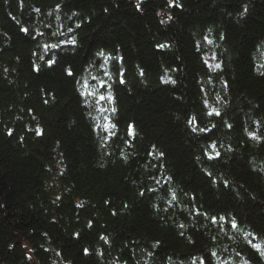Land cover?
<instances>
[{"label":"trees","instance_id":"trees-1","mask_svg":"<svg viewBox=\"0 0 264 264\" xmlns=\"http://www.w3.org/2000/svg\"><path fill=\"white\" fill-rule=\"evenodd\" d=\"M0 264H264V0H0Z\"/></svg>","mask_w":264,"mask_h":264},{"label":"snow or ice","instance_id":"snow-or-ice-1","mask_svg":"<svg viewBox=\"0 0 264 264\" xmlns=\"http://www.w3.org/2000/svg\"><path fill=\"white\" fill-rule=\"evenodd\" d=\"M26 31V30H25ZM101 99H103V97H101ZM233 227L235 228L236 227V225L235 224H233Z\"/></svg>","mask_w":264,"mask_h":264},{"label":"water","instance_id":"water-1","mask_svg":"<svg viewBox=\"0 0 264 264\" xmlns=\"http://www.w3.org/2000/svg\"><path fill=\"white\" fill-rule=\"evenodd\" d=\"M35 12H36V9H35Z\"/></svg>","mask_w":264,"mask_h":264}]
</instances>
